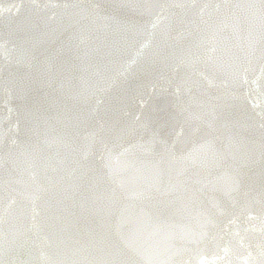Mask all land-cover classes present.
Returning a JSON list of instances; mask_svg holds the SVG:
<instances>
[{
  "label": "water",
  "instance_id": "obj_1",
  "mask_svg": "<svg viewBox=\"0 0 264 264\" xmlns=\"http://www.w3.org/2000/svg\"><path fill=\"white\" fill-rule=\"evenodd\" d=\"M0 264H264V0H0Z\"/></svg>",
  "mask_w": 264,
  "mask_h": 264
}]
</instances>
